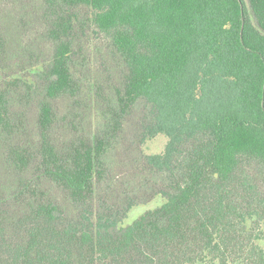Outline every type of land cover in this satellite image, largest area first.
I'll list each match as a JSON object with an SVG mask.
<instances>
[{"label": "trees", "instance_id": "1", "mask_svg": "<svg viewBox=\"0 0 264 264\" xmlns=\"http://www.w3.org/2000/svg\"><path fill=\"white\" fill-rule=\"evenodd\" d=\"M0 264H264V0H0Z\"/></svg>", "mask_w": 264, "mask_h": 264}, {"label": "rangeland", "instance_id": "2", "mask_svg": "<svg viewBox=\"0 0 264 264\" xmlns=\"http://www.w3.org/2000/svg\"><path fill=\"white\" fill-rule=\"evenodd\" d=\"M166 142H167L166 136L159 135V136H157L156 138H154L152 140L146 141L145 145L143 146L144 147V151H145V153H148V154L162 152L164 150ZM120 152H121V149H119L117 151V155L115 156V160H117L118 155H119ZM124 155H126V154H124ZM113 160H114V157H113ZM117 169H119V168L117 167ZM116 172H117V170H116ZM140 194L141 193H139V195ZM52 195L55 196L58 200H60L62 202L63 197H62L61 192L54 191ZM140 198L144 199V195L143 196L140 195ZM155 205L156 204H154V202H152L150 204L141 205V206L137 207L133 211V213H131L130 221H132V219H134L138 214L143 213L144 211L148 210L149 208H152Z\"/></svg>", "mask_w": 264, "mask_h": 264}]
</instances>
